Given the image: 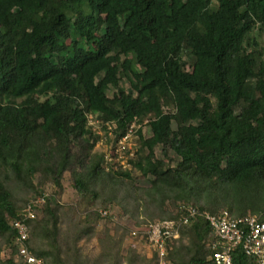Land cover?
I'll return each instance as SVG.
<instances>
[{"label": "trees", "instance_id": "trees-1", "mask_svg": "<svg viewBox=\"0 0 264 264\" xmlns=\"http://www.w3.org/2000/svg\"><path fill=\"white\" fill-rule=\"evenodd\" d=\"M212 1L217 3L214 11ZM66 11L76 17L72 20ZM101 26L105 33L97 48L95 32ZM255 29L264 34V0H67L58 6L51 0H0V174L7 164L18 177L23 165L32 175L35 167L26 164L38 143L47 141H58L64 161H71L74 142L88 133L87 115L114 123L115 133L125 136L143 110L152 117L150 135L137 132L141 148L133 167L143 178H156L167 166L155 148L177 158L170 182L152 180V192L162 200L168 193L187 201L203 185L215 183L219 190L211 189L229 208L238 203V215L223 207L233 217L246 216L241 209L249 202L264 220V48L253 51ZM64 36L72 41L66 44ZM122 79L130 92L120 90L110 98L108 88ZM164 107L174 112H164ZM170 122L176 123L174 131ZM91 159L89 178L111 180L112 189L129 178L127 171L114 174L102 168V156ZM85 179L75 178L78 192L87 191ZM6 182L0 178V237L15 253L9 222L21 213L11 203ZM44 200L46 217L38 221L40 209L35 207L36 217L26 222L28 250L44 264H82L73 259L69 245L63 249L52 200ZM191 228L199 241L213 240L202 218L180 233ZM195 248L192 264H212L209 246L202 253L197 243ZM150 262L156 264L155 254ZM136 263L137 258L128 262ZM0 264L21 263L7 259ZM232 264L255 263L238 247Z\"/></svg>", "mask_w": 264, "mask_h": 264}, {"label": "rangeland", "instance_id": "rangeland-1", "mask_svg": "<svg viewBox=\"0 0 264 264\" xmlns=\"http://www.w3.org/2000/svg\"><path fill=\"white\" fill-rule=\"evenodd\" d=\"M65 1L67 0H51V3L58 6ZM210 8L212 11L216 10L217 3L212 1ZM82 11L89 14L87 8H83ZM66 13L72 20L76 17L73 11H66ZM104 33L103 26L95 32L99 40L95 47H100V40ZM250 37L257 44L253 51L260 52V49L264 48V34L255 29ZM63 39L66 44L72 41L71 37L67 39L64 36ZM184 60L187 61V57ZM187 69L191 70V66H186ZM130 89L129 82L122 79L116 85L109 87L107 94L111 98L113 95H118L120 90L130 92ZM132 94L135 95L134 92ZM163 111L174 112L172 107H164ZM140 117L141 120L137 118L128 125L125 132L128 138L122 141L123 135L115 133L114 123H106L97 115H87L88 133L82 142L79 139L74 142L71 148L73 153L71 161L68 159L64 161L66 159L64 150L57 149L59 142L54 140L38 143V149L32 150L35 152L30 158L33 162L29 160L26 164V166L35 167L32 175L27 174L23 168L24 165L21 166L20 177L16 176L7 164H3L4 168H1L0 178L7 179L6 186L11 194V203L16 213H21V217L30 201H39L43 197L45 200L47 198L52 200L50 208L56 211L58 218L56 219L58 239L63 249L70 246L73 259L82 264H112L116 261L128 264L132 258H137L136 264H151L150 259L155 252L146 242V227L149 223L172 218L179 204H191L196 207L204 205L207 209L217 210V212L226 210L223 207H227L232 214L238 215L236 211L238 203L235 202L229 208L227 202L222 201V196L218 192L219 188L215 183L203 185L202 191L187 201L176 194L168 195L167 193V196L165 192H160L166 197L162 200V195L152 192L150 190L152 180L157 179L163 184L170 182L174 175L172 167L177 158H174L171 151L167 150L165 154L161 148L157 147L154 154L157 158L163 159L167 167L156 178L151 176L143 178L139 175L132 164L137 161V151L141 148L137 132L140 131L143 137H148L150 135L148 121L152 118L143 110ZM169 128L174 131L176 123L170 122ZM43 150L49 154H43ZM95 155L102 156L104 159L102 168L112 170L114 174L124 171L129 173V178L122 179L120 188L112 189L109 185L111 180L104 182L101 178H89V173L93 171L91 158ZM75 159H79L81 164H74ZM60 166L65 168L62 169ZM61 170L60 185L57 186L55 180L58 171ZM79 176L86 178L85 180L89 179L85 183L87 191L83 193L78 192L74 186V180ZM214 186L218 190H212ZM35 207L40 209L37 215L38 221L46 217L45 205L42 202L37 203ZM242 207H246L245 210L241 209L242 212H246L244 214L257 216L258 213L252 212L251 203L243 204ZM260 207L263 208L260 214L264 215V205ZM195 243L201 246L199 252L202 253L203 248L206 251L211 240L199 241L192 228L179 232L178 239L173 241L168 250L166 257L168 264H192L191 259L196 258L195 252H198ZM31 245L36 248L33 241ZM13 253V248H9L0 237V260H13Z\"/></svg>", "mask_w": 264, "mask_h": 264}, {"label": "built area", "instance_id": "built-area-1", "mask_svg": "<svg viewBox=\"0 0 264 264\" xmlns=\"http://www.w3.org/2000/svg\"><path fill=\"white\" fill-rule=\"evenodd\" d=\"M262 65L264 70V54ZM122 138L124 141L128 135ZM41 202L43 203V198L39 201H30L23 210V216L9 222L15 232L16 247L13 259L21 264H44L43 260L30 253L26 246L29 238L26 222L36 217L35 205ZM195 218H202L211 229L213 240L209 244L211 255L208 260L212 264H232V253L238 247L246 256L252 258L255 264H264V220H260L259 216L246 215L237 218L227 210L210 214L185 204L177 206L173 219L155 221L146 227V242L152 246L157 264H168L166 257L170 245L178 239L180 230Z\"/></svg>", "mask_w": 264, "mask_h": 264}, {"label": "clouds", "instance_id": "clouds-1", "mask_svg": "<svg viewBox=\"0 0 264 264\" xmlns=\"http://www.w3.org/2000/svg\"><path fill=\"white\" fill-rule=\"evenodd\" d=\"M264 54V53H263ZM263 56V55H262ZM14 257V256H13ZM14 260V259H13Z\"/></svg>", "mask_w": 264, "mask_h": 264}]
</instances>
